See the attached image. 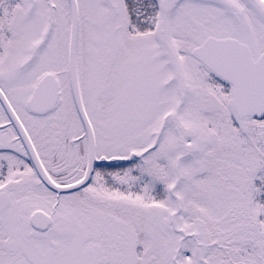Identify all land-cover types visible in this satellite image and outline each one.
<instances>
[{
    "label": "snow or ice",
    "instance_id": "obj_1",
    "mask_svg": "<svg viewBox=\"0 0 264 264\" xmlns=\"http://www.w3.org/2000/svg\"><path fill=\"white\" fill-rule=\"evenodd\" d=\"M0 264H264V0H0Z\"/></svg>",
    "mask_w": 264,
    "mask_h": 264
}]
</instances>
